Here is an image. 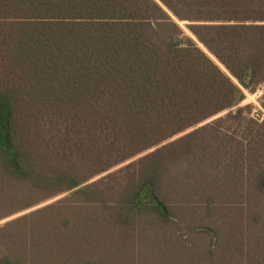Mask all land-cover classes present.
<instances>
[{
  "label": "trees",
  "instance_id": "16d2710c",
  "mask_svg": "<svg viewBox=\"0 0 264 264\" xmlns=\"http://www.w3.org/2000/svg\"><path fill=\"white\" fill-rule=\"evenodd\" d=\"M263 82L264 0H0V176L111 205L114 186L104 195L90 180L157 147L118 170L134 169L112 202L125 222L171 219L183 157L208 166L203 176L219 156L246 162L264 190V120L238 106Z\"/></svg>",
  "mask_w": 264,
  "mask_h": 264
},
{
  "label": "rangeland",
  "instance_id": "374dc122",
  "mask_svg": "<svg viewBox=\"0 0 264 264\" xmlns=\"http://www.w3.org/2000/svg\"><path fill=\"white\" fill-rule=\"evenodd\" d=\"M179 23L227 71L186 25L190 22ZM263 104L264 82L253 91L245 90L238 106L244 108L246 119L261 122ZM232 124L224 126L223 132L242 139L243 130L236 131ZM156 148L90 180L100 182L96 188L100 194L114 186V197L102 195L111 205L95 201V195L76 194L74 190L51 195L27 182L0 176V259L8 255L23 264H264V190L257 186L259 169L251 170L245 162L242 170L228 155L217 157L222 161L220 168H215L216 161L210 162L214 170L207 176L203 171L208 166L196 157H183L175 165L178 168L172 177L181 185L169 190L171 219L163 220L154 212L137 214L130 222L120 219L112 202L122 197L121 185L133 178L134 169L118 170ZM216 148L214 142L209 149ZM189 159L193 160L190 164ZM190 165L198 169L188 172ZM184 184L188 189L182 188ZM201 185L204 187L199 188Z\"/></svg>",
  "mask_w": 264,
  "mask_h": 264
}]
</instances>
